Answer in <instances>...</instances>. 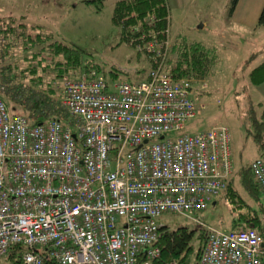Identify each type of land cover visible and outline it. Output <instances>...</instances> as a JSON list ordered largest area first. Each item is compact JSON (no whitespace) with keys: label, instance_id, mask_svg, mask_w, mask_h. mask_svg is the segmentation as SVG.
Masks as SVG:
<instances>
[{"label":"built area","instance_id":"2783aa9c","mask_svg":"<svg viewBox=\"0 0 264 264\" xmlns=\"http://www.w3.org/2000/svg\"><path fill=\"white\" fill-rule=\"evenodd\" d=\"M164 19L147 11L149 33L130 36L150 62L144 79L108 83L91 71L60 80L69 120L31 124L0 98V259L22 243V264H154L158 219L169 212L205 228L197 264H264L257 227L220 229L195 216L232 177L231 132L187 129L205 103L190 78L166 70ZM250 169L264 197V160Z\"/></svg>","mask_w":264,"mask_h":264},{"label":"rangeland","instance_id":"374dc122","mask_svg":"<svg viewBox=\"0 0 264 264\" xmlns=\"http://www.w3.org/2000/svg\"><path fill=\"white\" fill-rule=\"evenodd\" d=\"M230 1L169 0L172 18L168 51L171 65L177 58L173 47L181 35L188 42L199 41L215 48L216 63L208 75L202 78L189 77L205 106L187 122L186 127L189 132L194 133L216 124L227 125L235 152L234 175L237 176L236 170L258 154L256 143L251 136L247 137L245 134L244 119L250 102H262L264 108V83L254 85L248 78L250 70L264 61V26H247L231 19L228 15ZM116 2L117 0H96L92 3L84 0H0V15H11L17 21L44 26L53 33L54 38L80 48L82 57L101 65L100 74L107 81L144 79L149 70L148 57L142 50L122 40L120 27L111 19ZM249 2L251 6L261 7L264 0H243V5ZM147 11L137 23L128 26V36H135L138 30L139 34L148 32ZM22 56L23 53L17 50L14 58L21 60ZM47 67L44 66L45 69L40 73H43L45 80L52 81L59 97V83L63 77H56V73ZM80 69L76 70L80 73L79 76L91 71L97 73L95 69L79 71ZM111 69L117 71L116 76H110ZM239 152H242L241 160L237 155ZM215 200V204L210 202L206 209L195 216L207 225L229 229L232 211L235 210L226 198L217 197ZM241 211L246 213L247 209ZM158 220L169 227H175L179 223L191 229L197 226L199 230L191 241L194 260L193 253L197 249L199 233H206L205 228L178 213H164ZM170 262L178 263L174 259Z\"/></svg>","mask_w":264,"mask_h":264},{"label":"trees","instance_id":"16d2710c","mask_svg":"<svg viewBox=\"0 0 264 264\" xmlns=\"http://www.w3.org/2000/svg\"><path fill=\"white\" fill-rule=\"evenodd\" d=\"M84 2L92 3L96 0ZM237 2L238 0L230 1L228 9L230 17ZM147 10H152L154 15L160 18L158 25H166L164 16L169 13L166 0H117L115 3L112 22L120 27L122 40L134 47V43L130 42L131 35L128 36L129 31L126 29L130 24L137 23ZM257 24L264 26V4L258 15ZM139 32L140 30L133 36L136 37ZM173 48V51L177 52V58L169 65L168 56L166 70L176 76L202 78L208 75L216 63L215 48L199 41L188 42L182 35ZM17 50L23 53L21 60L14 58ZM44 66L54 71L56 77H80V73L76 71L79 68H81L79 71L95 69L97 74L101 71L100 64L82 57L80 48L54 38L53 33L47 31L44 26L17 21L11 15H0V98L7 103L11 113L24 115L31 124L45 122L51 118L69 120L70 117L57 97L52 81L45 80L43 73H40L46 68ZM109 73L112 77L117 75V71L113 69L109 70ZM248 78L254 85L264 83V61L250 70ZM112 81L114 80L110 79L107 82ZM244 124L246 136H251L257 145V157L264 160L262 102L249 103ZM239 171L240 188L236 187L231 177L226 189L219 196L226 198L235 210L232 211L229 229L257 227L264 236V197L252 176L250 163H244ZM242 209H247V212H242ZM159 224L161 230L159 244L162 249L160 257L154 264H168L173 259L178 264H197L206 233L204 231L199 233V242L192 260L191 253L194 249L191 241L199 230L197 226L194 224V228L191 229L180 223L175 227ZM26 249L22 243L12 244L0 259V264H22L21 256ZM45 264L58 263L49 257Z\"/></svg>","mask_w":264,"mask_h":264},{"label":"crops","instance_id":"0c3cea01","mask_svg":"<svg viewBox=\"0 0 264 264\" xmlns=\"http://www.w3.org/2000/svg\"><path fill=\"white\" fill-rule=\"evenodd\" d=\"M166 2H167V5H168V10H169V15H170V23H171V18H172L171 5H170L169 0H166ZM262 6L261 7H259V6H251V2H249L248 4L243 5V0H238V2L236 4V7H235V9H234V11L232 13V16L230 18L235 20V21H237V22H239V23L247 25V26H259L257 24V19H258V15L260 13L259 11H261ZM231 149H232V145H231ZM237 155H238V157L241 160L242 159V152H239ZM257 156H258V154H257ZM257 156H255V157H257ZM232 157H233V166H234V171L232 173L233 181H234L236 187L240 188V184H239V182H240V180H239L240 171L239 170H240L241 166H240V168L238 170H236L237 171V176H235L234 175L235 174V152H233V149H232ZM254 158H252L251 160H253ZM251 160L249 162H245V163H250ZM236 177H238V178L236 179Z\"/></svg>","mask_w":264,"mask_h":264},{"label":"water","instance_id":"95a60500","mask_svg":"<svg viewBox=\"0 0 264 264\" xmlns=\"http://www.w3.org/2000/svg\"><path fill=\"white\" fill-rule=\"evenodd\" d=\"M214 203H215V201L212 204H214Z\"/></svg>","mask_w":264,"mask_h":264}]
</instances>
